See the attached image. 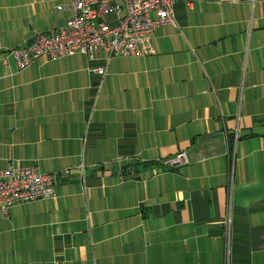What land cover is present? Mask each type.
<instances>
[{
	"label": "crops",
	"instance_id": "obj_1",
	"mask_svg": "<svg viewBox=\"0 0 264 264\" xmlns=\"http://www.w3.org/2000/svg\"><path fill=\"white\" fill-rule=\"evenodd\" d=\"M173 13L153 55L20 71L5 53L61 30L68 0H0V171L56 191L0 210V264H264V0Z\"/></svg>",
	"mask_w": 264,
	"mask_h": 264
},
{
	"label": "built area",
	"instance_id": "obj_2",
	"mask_svg": "<svg viewBox=\"0 0 264 264\" xmlns=\"http://www.w3.org/2000/svg\"><path fill=\"white\" fill-rule=\"evenodd\" d=\"M191 0H68L71 16L56 33L34 34L23 48L5 53L2 61L11 57L18 70H24L34 61H57L77 54L93 60L96 49L107 59L117 56L154 54L150 38L162 25H175L173 5ZM58 9H62L61 6ZM112 17L113 19H110ZM94 73L105 75L104 68ZM185 163L180 153L164 162L166 168ZM56 191L50 174H40L32 167H14L0 171V210L17 203H32L55 199ZM224 264H231L228 250Z\"/></svg>",
	"mask_w": 264,
	"mask_h": 264
},
{
	"label": "rangeland",
	"instance_id": "obj_3",
	"mask_svg": "<svg viewBox=\"0 0 264 264\" xmlns=\"http://www.w3.org/2000/svg\"><path fill=\"white\" fill-rule=\"evenodd\" d=\"M143 55H151V54H143ZM174 168H176V167H174ZM174 168H172V169H174Z\"/></svg>",
	"mask_w": 264,
	"mask_h": 264
}]
</instances>
